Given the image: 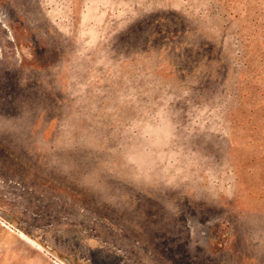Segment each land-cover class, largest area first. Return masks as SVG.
I'll return each instance as SVG.
<instances>
[{
    "label": "rangeland",
    "instance_id": "1",
    "mask_svg": "<svg viewBox=\"0 0 264 264\" xmlns=\"http://www.w3.org/2000/svg\"><path fill=\"white\" fill-rule=\"evenodd\" d=\"M0 264H264V0H0Z\"/></svg>",
    "mask_w": 264,
    "mask_h": 264
}]
</instances>
